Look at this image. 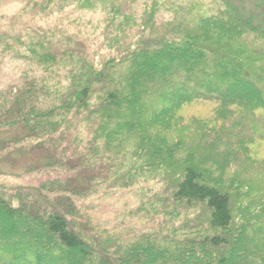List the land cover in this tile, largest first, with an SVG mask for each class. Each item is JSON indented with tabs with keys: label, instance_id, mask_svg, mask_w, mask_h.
Here are the masks:
<instances>
[{
	"label": "trees",
	"instance_id": "obj_1",
	"mask_svg": "<svg viewBox=\"0 0 264 264\" xmlns=\"http://www.w3.org/2000/svg\"><path fill=\"white\" fill-rule=\"evenodd\" d=\"M55 1L107 13L92 39L0 31L2 54L39 70L0 88V176L30 180L0 184V264H264V182H246L264 173V27L244 9L264 0L169 18L153 0L137 15ZM195 102L210 115H178ZM114 194L138 232L94 222Z\"/></svg>",
	"mask_w": 264,
	"mask_h": 264
},
{
	"label": "rangeland",
	"instance_id": "obj_2",
	"mask_svg": "<svg viewBox=\"0 0 264 264\" xmlns=\"http://www.w3.org/2000/svg\"><path fill=\"white\" fill-rule=\"evenodd\" d=\"M35 1L36 0H30L29 5H25V0H0V31L6 30L14 34L25 25H35V23L39 25H48L57 22L62 29L68 32H78L81 36H90L89 39H92L103 27L101 25L107 13V9L103 11L100 7L81 10L76 9L75 6L69 7L66 3L60 4L59 1L55 0L43 1L42 3L38 1L37 6H34ZM147 1L148 0H103L102 3H106V6L107 3H113L119 6L124 4L127 6L125 8L126 11H131L137 15L141 13L145 5L144 3ZM153 1L158 3L156 15L159 18H169L178 3L189 7L193 15H197V13L208 15L217 10V7L211 0ZM153 1L150 0L148 4H151ZM94 2H96L97 5L98 0H94ZM244 6L245 11L255 10V17H253V19L256 22H261V25L264 27V22L261 21H264V11L257 9L258 4L255 2ZM241 13L242 17L247 18L246 12L241 11ZM37 73H39V70L35 66L0 52V88H4L18 81L19 78L32 74L37 75ZM212 109V105L195 102L182 108L178 115L185 118H204L210 115ZM257 153L264 156V145L258 147ZM28 182H30L28 179H15L7 175L0 176V184L6 188H16ZM246 182L248 186L254 188L255 185H260L264 182V173L250 172L247 174ZM121 197V194L100 197L93 204L95 208L92 209L91 212L92 218L94 222H97L102 227H107L109 229L120 228L123 233H136L140 230V226L143 227V223L141 224L135 219H131L127 216V211L133 206V202L129 201L127 205H125ZM20 228L22 229L21 226ZM248 241L253 242V238L249 237Z\"/></svg>",
	"mask_w": 264,
	"mask_h": 264
}]
</instances>
